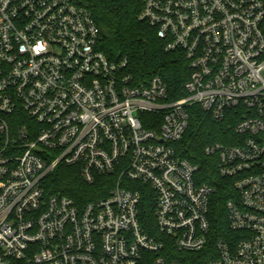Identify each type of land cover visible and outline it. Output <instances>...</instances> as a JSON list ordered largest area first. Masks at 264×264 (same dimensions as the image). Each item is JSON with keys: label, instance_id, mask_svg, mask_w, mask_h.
Wrapping results in <instances>:
<instances>
[{"label": "built area", "instance_id": "obj_1", "mask_svg": "<svg viewBox=\"0 0 264 264\" xmlns=\"http://www.w3.org/2000/svg\"><path fill=\"white\" fill-rule=\"evenodd\" d=\"M132 1L186 60L184 97L110 61L75 0H0V264H181V253L264 264V0ZM195 106L234 122L233 145L204 150L233 182L228 239L215 240L210 222L216 189L178 150ZM60 167L88 185L112 179L108 196L49 195Z\"/></svg>", "mask_w": 264, "mask_h": 264}, {"label": "trees", "instance_id": "obj_2", "mask_svg": "<svg viewBox=\"0 0 264 264\" xmlns=\"http://www.w3.org/2000/svg\"><path fill=\"white\" fill-rule=\"evenodd\" d=\"M93 16L101 30L100 50L112 62L128 61V73L140 83L152 77L161 78L168 87L170 100L186 95L185 84L190 71L182 53H167L164 43L154 29L139 21L140 3L132 0H75ZM234 122H215L200 107L190 108V121L178 150L183 158L200 167L201 181L216 189L210 203V222L215 240L228 239L226 204L234 195L233 182L219 176L215 161L205 154L207 145L234 144ZM231 138V142L226 138ZM49 195L60 194L72 198L77 204L105 198L112 187V179L101 177L94 185L84 182L76 168L60 167L45 182ZM153 198L146 196L141 216L144 224L154 226ZM181 264H204L202 254L181 253L175 257Z\"/></svg>", "mask_w": 264, "mask_h": 264}]
</instances>
